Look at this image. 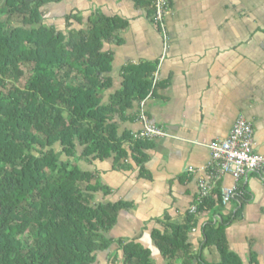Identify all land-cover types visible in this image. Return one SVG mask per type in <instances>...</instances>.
<instances>
[{
	"label": "trees",
	"instance_id": "1",
	"mask_svg": "<svg viewBox=\"0 0 264 264\" xmlns=\"http://www.w3.org/2000/svg\"><path fill=\"white\" fill-rule=\"evenodd\" d=\"M131 1L151 19L152 0ZM65 2L0 0V264H116L119 256L122 264H156L141 243L106 237L132 202L97 201V191L106 197L111 189L94 178L97 169L80 166L112 160L124 169L129 160L146 161L152 141L120 125L154 92L156 67L123 66L114 89V55L105 46L122 42L118 32L129 21L101 12L84 21L74 9L63 28L45 23L46 9ZM14 15L20 24L9 23ZM213 192L182 223L153 231L163 264H243L227 245L230 218L201 225L202 246L214 247L218 260L192 250L198 214L222 203ZM113 244L120 251L111 256Z\"/></svg>",
	"mask_w": 264,
	"mask_h": 264
},
{
	"label": "crops",
	"instance_id": "2",
	"mask_svg": "<svg viewBox=\"0 0 264 264\" xmlns=\"http://www.w3.org/2000/svg\"><path fill=\"white\" fill-rule=\"evenodd\" d=\"M84 1L90 2L89 12L91 1ZM74 2L65 5L72 10ZM92 2L101 13L129 21L118 32L122 42L105 46L114 55L113 88H120L125 65L156 67L154 92L135 104L132 121H122L120 129H130L134 136L141 132L144 112L149 123L166 132L150 139L153 144L145 149L142 165L133 159L124 169H114L112 160L87 164L97 169L94 178L111 188L107 198L97 191L102 202H132L119 211L106 237L139 242L151 250L156 264H163L153 231L184 221L199 195L198 180L210 172V143L225 139L242 115L253 126L254 151L264 155V0H171L165 34L131 0ZM232 185L241 194L198 214V224L189 233L192 250L214 259L213 247L202 246L201 225L230 218L225 227L230 251L243 264H264V170L238 181L225 174L213 182L210 196L214 189L222 194L223 186Z\"/></svg>",
	"mask_w": 264,
	"mask_h": 264
},
{
	"label": "built area",
	"instance_id": "3",
	"mask_svg": "<svg viewBox=\"0 0 264 264\" xmlns=\"http://www.w3.org/2000/svg\"><path fill=\"white\" fill-rule=\"evenodd\" d=\"M152 2L154 10L151 21L165 34L166 17L171 10L170 0H152ZM140 116L143 120V130L137 133L135 137L153 139L166 135L162 128L149 123L144 112H141ZM209 148L211 152V160L208 163L210 172L206 179L201 177L198 180L199 195L191 205L190 212H195L198 205L204 203L213 190V182L223 175L229 174L235 181H238L246 178L251 172L264 170V155L254 151L253 126L242 115L235 120L229 135L225 139L212 141ZM190 169L192 170L193 167ZM237 193L241 194L236 185L223 186L222 203H228Z\"/></svg>",
	"mask_w": 264,
	"mask_h": 264
},
{
	"label": "rangeland",
	"instance_id": "4",
	"mask_svg": "<svg viewBox=\"0 0 264 264\" xmlns=\"http://www.w3.org/2000/svg\"><path fill=\"white\" fill-rule=\"evenodd\" d=\"M75 2L74 3H72V5L75 7V12H78V15L80 14L83 18H84V21H86V16H88V14H91V13H99V12H101V9L100 10H98V7H97V5L95 4V2H92V0H90L91 1V9H89V12H87V10H86V7L87 6H89V4H90V2H86V1H84V2H82L83 0H74ZM66 3V2H65ZM62 5H64V4H62ZM60 6H61V4H59L58 6L57 5H55V6H51V7H49V8H47L46 10H47V14H46V16L47 17H45V23H47V24H55V25H57L58 27H60V28H63V27H65L66 26V24H69V23H73V20H71L70 21V19L68 18H64L67 14H68V11L70 10L71 11V9H69L70 8V6L69 5H67V7H66V5H64L63 7H61L60 8ZM90 7V6H89ZM72 10H74V9H72ZM82 13V14H81ZM77 14V13H76ZM21 17H19V16H17V15H14V16H9L8 17V20H9V23L10 24H20V22H21ZM68 21V22H67ZM85 23V22H84ZM83 23V26L82 27H86L85 26V24ZM74 26H76V25H74ZM78 27H80V26H78ZM27 75V74H26ZM84 164H80V166L82 167H89L88 165H87V163L86 162H83ZM86 164V165H85ZM92 182H93V180H92ZM99 183L101 184V186L102 185H104V186H106V187H109V186H107L106 185V183H103L102 182V179H99ZM102 188H104L105 189V187H102ZM110 188V187H109ZM111 189V188H110ZM96 194V199H97V201L98 200H100V201H102V194H99V193H95ZM100 197V198H99ZM107 198V197H106ZM103 202H106L105 200L103 201ZM112 233V232H111ZM110 234V233H109ZM109 234H107V236L109 235ZM123 239H124V241H127L128 240V238L126 237V236H124L123 237ZM116 245L115 244H113L112 246H111V248H110V250L111 249H116ZM213 254H214V259H210V258H207L204 254V256H205V258L207 259V260H209V261H211V262H215L217 259H215L216 257L218 258V253H217V251L215 250V248L213 247ZM118 250V249H117ZM119 251V250H118ZM113 253L114 252H110V255L112 256L113 255ZM161 262V261H160ZM116 264H122L121 263V261H120V256H119V258L117 259V262H116ZM160 264V263H159Z\"/></svg>",
	"mask_w": 264,
	"mask_h": 264
}]
</instances>
